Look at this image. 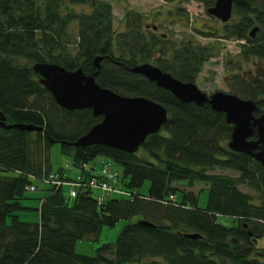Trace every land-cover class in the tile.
Instances as JSON below:
<instances>
[{"label": "trees", "instance_id": "16d2710c", "mask_svg": "<svg viewBox=\"0 0 264 264\" xmlns=\"http://www.w3.org/2000/svg\"><path fill=\"white\" fill-rule=\"evenodd\" d=\"M199 1L207 9L214 0ZM232 4L242 15L224 25L225 37L244 39L241 53L264 64V32L250 37L247 31L255 20L264 24V0ZM140 16L126 9L123 30L114 32L107 0H0V112L5 123L42 126L36 130L0 126V264H221L220 259L227 264H264V251L256 245L257 238L264 237V166L226 146L231 124L223 112L207 102L181 101L129 70L159 51L165 54L156 58L159 68L193 80L205 46H175L142 25ZM72 19L73 38L66 31ZM96 55L101 56L98 68L93 65ZM20 57L95 71L94 79L102 86L160 102L167 119L132 152L104 144L73 146L70 141L100 115H93L89 107L59 106L38 82L31 62H18ZM235 81L230 92L252 98L258 114L264 105L263 82L245 77ZM53 141L60 142L63 153L72 151L74 165L84 175L82 187L67 198L63 187L48 184L36 208L38 220H20L16 211L26 207L19 199L31 182L29 175L37 178L50 171L48 149ZM96 155L120 165L130 195L95 199L86 180L101 177V172L92 168L94 164L83 166ZM214 167L236 174L207 171ZM6 170L13 174H4ZM145 180L146 192L140 193ZM181 180L188 186L193 181L207 184L203 207L197 205V192L177 187ZM240 183L255 195L241 190ZM177 192L175 201L161 202ZM216 214L233 217L235 224L218 223ZM122 218L128 222L113 240L96 245L94 255L74 251L77 238L96 234L102 225ZM188 232L198 235L190 237Z\"/></svg>", "mask_w": 264, "mask_h": 264}, {"label": "water", "instance_id": "95a60500", "mask_svg": "<svg viewBox=\"0 0 264 264\" xmlns=\"http://www.w3.org/2000/svg\"><path fill=\"white\" fill-rule=\"evenodd\" d=\"M232 2L214 0L206 11L226 21L231 15ZM257 28V25L252 26L248 35L253 36ZM100 57L96 55L93 58L96 68L99 67ZM31 68L38 75V82L50 92L59 106L66 109L89 107L93 115H100L99 120L70 141L73 146L104 144L132 152L147 134L157 131L167 119V110L160 102L140 94H120L102 86L94 79L95 71L84 73L80 66L68 69L50 61L32 62ZM129 70L169 90L181 101H192L198 105L207 102L212 109L223 112L225 121L231 124L227 147L250 155L264 166V109L254 114L258 105L252 98L222 89L207 94L194 81L181 80L148 61L135 63ZM0 126L27 130L42 127L24 122L5 123L1 112ZM139 222L152 225L145 219H139ZM186 235L196 237L198 233L188 232Z\"/></svg>", "mask_w": 264, "mask_h": 264}, {"label": "rangeland", "instance_id": "374dc122", "mask_svg": "<svg viewBox=\"0 0 264 264\" xmlns=\"http://www.w3.org/2000/svg\"><path fill=\"white\" fill-rule=\"evenodd\" d=\"M111 6L112 18L111 24L114 32L122 31L124 28V12L126 9H131L135 13H141L142 25H155L152 29L158 35L163 33V37L175 46L189 44L191 47L205 46L203 51V60L199 65L198 71L194 74L193 81L201 90L209 93L214 89L231 90L237 78H249L260 80L264 84V64L252 56H244L241 53L240 45L244 39H236L225 37L224 25L236 21L242 14L232 8L230 18L225 22L208 14L199 0H107ZM257 25V32H264V24L257 20L252 22V25ZM151 29V28H149ZM247 30V31H248ZM68 35L73 38L76 34L75 19H72L66 26ZM165 54L155 52L147 59L152 64H158L157 57L161 59ZM246 58V59H245ZM18 62L29 64L31 61L24 58H17ZM32 63V62H31ZM31 65V64H30ZM249 69L251 71H249ZM262 71V73H261ZM241 75H240V74ZM235 74V75H234ZM251 81V80H250ZM264 95V94H263ZM260 99L264 103V96ZM264 109V105L260 106ZM49 162L51 170L61 168L63 174L73 176L79 167L74 165L72 151L63 153L60 149V142L53 141L48 149ZM103 155H96L87 162L88 166L94 164L96 167L100 165ZM110 169L117 171V179L113 181L115 186L120 187V191H112L107 193V196L126 197L131 191L124 183L126 177L123 176L122 169L119 164L111 162ZM208 172H221L228 174H236V171L229 168L214 167L207 169ZM2 173V171H0ZM4 174L12 175L13 171H3ZM35 184L33 190L25 189L23 197L19 199L21 205L26 207L20 208L16 214L20 220L37 221L39 198L45 193L47 183L38 178L32 181ZM183 180L177 182V187L183 189H192L197 192V205L203 207L207 197V184L202 181H193L191 185L183 184ZM186 183V182H185ZM148 186V181L145 180L138 191L145 193ZM238 187L250 194L255 195V191L244 183L238 184ZM179 198V192L175 194ZM216 221L223 225L231 226L235 224L233 217L229 215L216 214ZM127 219H119L113 225H102L96 234H86L81 238H77L74 243V251L86 255L95 254V246L101 242L113 240L116 233L127 223ZM256 245L264 251V237L257 238ZM110 255V254H108ZM218 260V259H217ZM221 264H227L224 259H220ZM129 264V263H127Z\"/></svg>", "mask_w": 264, "mask_h": 264}, {"label": "built area", "instance_id": "2783aa9c", "mask_svg": "<svg viewBox=\"0 0 264 264\" xmlns=\"http://www.w3.org/2000/svg\"><path fill=\"white\" fill-rule=\"evenodd\" d=\"M85 168L86 164L83 166ZM101 177L97 178L95 176L90 177L88 180H86V185H88L91 188L100 189V190H109L111 189V185L109 183V180L113 177L114 172H112L108 168V162H104L100 168ZM46 181H49L50 183L54 184L55 186L59 185H67V188L65 190V195L68 197H73L77 191L82 187L83 184L82 180L84 179V175L82 173H78L74 176L73 179L66 180L57 172H49L45 178ZM29 189L33 188V185L28 186ZM101 196H97V201H101ZM173 199V194H168L166 198H162L161 202H168Z\"/></svg>", "mask_w": 264, "mask_h": 264}, {"label": "flooded vegetation", "instance_id": "af4514ba", "mask_svg": "<svg viewBox=\"0 0 264 264\" xmlns=\"http://www.w3.org/2000/svg\"><path fill=\"white\" fill-rule=\"evenodd\" d=\"M162 36H163V33L161 34ZM246 59V58H245ZM249 71H251L250 69H249ZM261 73H262V71H261ZM240 74V73H239ZM235 75V74H234ZM241 75V74H240ZM256 77H259V75L258 76H254V78L253 79H250L251 81H253V80H255L256 79Z\"/></svg>", "mask_w": 264, "mask_h": 264}]
</instances>
